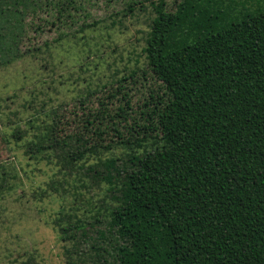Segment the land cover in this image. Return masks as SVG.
<instances>
[{"label": "trees", "instance_id": "trees-1", "mask_svg": "<svg viewBox=\"0 0 264 264\" xmlns=\"http://www.w3.org/2000/svg\"><path fill=\"white\" fill-rule=\"evenodd\" d=\"M150 5L146 68L117 79L147 71L162 89L141 136L122 137L116 113L100 126L102 112L86 118L89 137L50 131L29 146L112 192L86 219L55 220L66 264H264V6L222 19L211 0ZM117 146L126 159L100 157Z\"/></svg>", "mask_w": 264, "mask_h": 264}, {"label": "rangeland", "instance_id": "rangeland-1", "mask_svg": "<svg viewBox=\"0 0 264 264\" xmlns=\"http://www.w3.org/2000/svg\"><path fill=\"white\" fill-rule=\"evenodd\" d=\"M30 1L0 12V264H66L69 243L60 239L55 220L64 214L86 219L102 200L113 202L112 192L106 182L93 184L65 167L53 149L29 146L50 131L89 137L86 118L97 115L99 122L102 112L100 126L107 113H116L122 137L141 136L138 125L162 89L147 71L122 86L117 79L146 68L142 47L154 12L150 0L124 15L116 12L126 0ZM163 1L171 11L180 1L207 2ZM211 1L222 19L264 6V0ZM126 148L100 157L126 159Z\"/></svg>", "mask_w": 264, "mask_h": 264}]
</instances>
